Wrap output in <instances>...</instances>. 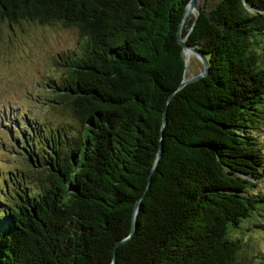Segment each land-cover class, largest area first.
Returning a JSON list of instances; mask_svg holds the SVG:
<instances>
[{
  "label": "trees",
  "instance_id": "16d2710c",
  "mask_svg": "<svg viewBox=\"0 0 264 264\" xmlns=\"http://www.w3.org/2000/svg\"><path fill=\"white\" fill-rule=\"evenodd\" d=\"M187 1L0 0V21L81 37L46 81L75 133L47 136L45 183L5 203L0 264H110L123 237L114 264H252L229 231L264 203V0L196 4L180 25ZM177 30L207 63L181 86Z\"/></svg>",
  "mask_w": 264,
  "mask_h": 264
},
{
  "label": "rangeland",
  "instance_id": "374dc122",
  "mask_svg": "<svg viewBox=\"0 0 264 264\" xmlns=\"http://www.w3.org/2000/svg\"><path fill=\"white\" fill-rule=\"evenodd\" d=\"M215 2L196 0L195 5L208 8ZM195 14L196 9L190 15ZM80 39L75 28L56 21H0V213L5 203H13L23 192L32 194L45 183V173L39 172L43 167L37 163L51 153L45 138L55 129H60L61 141L75 133L77 121L51 100L55 97L46 81L61 78L59 64L77 48ZM262 44L264 35L259 34L254 47L260 65L264 64ZM192 53L187 63L190 75L202 69L199 57ZM256 130L264 151V116ZM255 189L264 193V175ZM257 211L229 233L242 240L243 261L264 264V203Z\"/></svg>",
  "mask_w": 264,
  "mask_h": 264
},
{
  "label": "water",
  "instance_id": "95a60500",
  "mask_svg": "<svg viewBox=\"0 0 264 264\" xmlns=\"http://www.w3.org/2000/svg\"><path fill=\"white\" fill-rule=\"evenodd\" d=\"M195 2H196V0H188L186 2L185 6H188L189 8H195L196 9V13H197L199 9L196 7ZM184 15H185V13L183 12L179 24L181 23V20L183 19ZM176 38H177V41L180 43L181 47L182 46H185V47L189 48L191 51H193L199 57V59L201 61V64H202V69H200L197 73L192 74V75H190L187 78H183V76L181 77V80H180V82L178 84V86H181L185 82L190 81L192 79H195V78L199 77L200 75L204 74L205 71H206V69H207V63H206V60H205L204 56L201 54V52L196 47L187 44L183 40V36H180L179 30H177V36H176ZM164 122H165V109H163L162 110V113H161V124H160V127H162V125L164 124ZM160 136L161 135H159V139H160ZM159 149H160V142L158 144V148H157V151H156V154H155L154 163H155V161H156V159H157V157L159 155ZM148 180H149V178H147L146 185L148 184ZM139 198H140V195L135 199V201H134V203L132 205V225H131V228H130V231L129 232H131V230L133 228V218H134V213H135V210H136V207H137ZM124 238L125 237H123V238H121L119 240H116L114 242L113 247H112V258H111L110 264H114V247H115V245L119 241L123 240Z\"/></svg>",
  "mask_w": 264,
  "mask_h": 264
},
{
  "label": "bare ground",
  "instance_id": "6f19581e",
  "mask_svg": "<svg viewBox=\"0 0 264 264\" xmlns=\"http://www.w3.org/2000/svg\"><path fill=\"white\" fill-rule=\"evenodd\" d=\"M194 11H195V9L189 8L188 6H186V9H185V12H184L185 15H184V17H183V19L181 21V24H182L183 20L185 18H187L188 15L192 14ZM182 47H183L182 55H183V58H184V61H185V70H184V74H183L184 77L183 78H187V77L190 76V74H187V63L189 62V60H190L191 56L193 55V53H192V51L189 48H187L185 46H182Z\"/></svg>",
  "mask_w": 264,
  "mask_h": 264
}]
</instances>
